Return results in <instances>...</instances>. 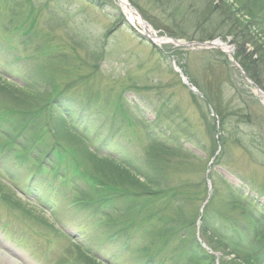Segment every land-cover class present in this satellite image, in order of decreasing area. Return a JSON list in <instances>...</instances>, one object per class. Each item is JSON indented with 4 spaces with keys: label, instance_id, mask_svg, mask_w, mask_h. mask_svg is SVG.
Returning <instances> with one entry per match:
<instances>
[{
    "label": "rangeland",
    "instance_id": "obj_1",
    "mask_svg": "<svg viewBox=\"0 0 264 264\" xmlns=\"http://www.w3.org/2000/svg\"><path fill=\"white\" fill-rule=\"evenodd\" d=\"M209 1L128 0L150 24L153 34L182 42L200 41L205 34L199 20ZM221 1L225 0L215 3ZM251 1L264 18V0ZM212 19L215 26L222 25L216 14ZM28 34L31 41L24 43ZM153 39L129 18L120 0H33L32 4L0 0V77L20 87L36 82L44 90L70 84L62 96L67 103L62 112V108L53 110V120L69 122L66 114L76 112L73 120L93 137L90 147L94 152L114 154L134 167L148 164L146 147L154 140H167L187 151L183 161L163 167L162 194L138 199L126 196L93 211L88 207L93 206L90 201H83L85 207L79 209L71 204L78 197L82 200L93 194L96 186L88 149L69 147L60 154L51 148L55 127L60 128L61 123L47 122V127L41 126L33 136L26 130V140H31L39 158L53 166L45 171L47 175L35 173L33 184H46L42 178L46 181L49 176L65 192L55 189L56 195L44 192V197L27 193L24 188L28 190L26 178L34 175L32 167L15 163L18 148L4 151L1 189L23 205L11 209L0 198V264H82L77 259L79 246L104 264H146L151 254L157 255V264H184L188 255L201 252L184 250V237L195 234L204 241L198 210L211 193L215 192L216 198L209 220L224 238L235 234L221 215L230 214L228 197L234 186L237 192L261 203L263 210L264 103L256 87L228 54L229 62L222 54L205 52L218 48ZM218 39L229 43L222 38L212 41ZM208 64L213 67V87L222 91L230 113L226 129L220 128L217 110L198 84ZM8 101L0 94V132L10 134L22 120L17 114H3L11 105ZM58 156L63 159L59 171ZM242 196L238 193L240 199ZM49 199L50 207H45L42 202ZM131 204H135L129 220L132 223L128 230L120 229L122 234H117L116 228L110 230L106 220L102 222L101 213L116 207L113 217L122 226ZM232 215V221H246L236 212ZM178 220L187 225L179 226L172 237L170 228ZM193 220L194 226L190 224ZM111 234L115 237L110 238ZM206 250L227 262L235 256Z\"/></svg>",
    "mask_w": 264,
    "mask_h": 264
},
{
    "label": "trees",
    "instance_id": "obj_2",
    "mask_svg": "<svg viewBox=\"0 0 264 264\" xmlns=\"http://www.w3.org/2000/svg\"><path fill=\"white\" fill-rule=\"evenodd\" d=\"M216 1L217 0L209 1L208 8L203 14L204 17L202 16L199 20V26L201 25L202 29L205 31V34L200 37V41L214 40L215 38H222L224 41H229V43L235 47L234 56L236 60L250 78L264 90V18L260 15L261 10L257 11L255 8L256 3L251 0H236L235 2L225 0L220 3H215ZM27 2L32 4L33 0H27ZM215 14L219 18V22L222 23L221 26L219 24L215 26L217 22L214 23L215 20L212 19ZM25 40L24 43L30 42L31 36L28 34ZM205 52L210 55L215 53L222 54L226 57V61L229 62L227 56L217 49ZM205 71L206 74L198 81V84L203 86L207 101L215 106L221 125L220 128L226 129L230 114L229 110L226 104L223 103L222 91H216L215 86L213 87V76L210 72L213 71V67L208 64ZM185 74H187V76L190 75L188 72H185ZM69 86L70 84L66 86L57 85L50 90H44L41 85H37V83L34 82L32 86L20 87L16 83L0 77V94L11 100L8 101L11 104L10 107L6 110V113L3 114H17L22 120L20 126H13V130L10 134L0 132V157L3 156L6 158V153L11 150L19 149L20 152L17 158H15V163L18 162V164L23 166L32 167L30 172L34 173V175L27 177L26 182L33 183L34 176L36 175L35 173H38V175L46 174L45 171L52 170L53 166L50 165L49 160L46 162V160L39 158L38 151L32 145L31 140H26V138L28 139L29 137L27 131L29 130L33 136L35 131L41 126L47 127V122L54 121L58 124L61 123L62 126L60 128L58 125L55 127L54 144H52L51 148L57 149V152L60 154H65L69 147L72 149L76 147L79 151L87 148L89 151L88 159L94 168L92 175L96 186L93 188V194L90 196L86 194L81 197L82 200L78 197L71 201L74 207L78 209L84 208L86 201H90L93 203V206H87L92 208L93 211H96V206L107 205L110 200L114 201L126 196H129L131 199L147 198L151 195L162 194L165 190L162 187L165 182V173L162 171L164 170L163 167L167 164H175V160L183 161L182 159L186 158L187 151L181 150L179 145H174L167 140H154L146 147V162H148V164L146 166L144 165V167H134L133 165L115 158V155L111 153L100 154L98 153L99 151L94 152L90 147L93 137H91L88 131H81V128L77 126L73 120V114L76 112L69 111L66 114L70 115L69 122L62 119H57L62 120L61 122L53 120L56 119L52 114L53 110L59 111V109L62 108L60 110V112H62L63 105L67 103L62 96L68 91L70 88ZM86 103L88 102L86 101ZM81 105L86 106L87 104L81 103ZM61 117L65 118L66 116ZM215 129L216 126L213 128V132ZM41 133L43 134L42 131ZM98 136H100V134H98ZM20 139L22 141H19ZM214 145L215 150L217 145L215 139ZM219 158L220 157L217 159ZM29 161H32L33 165H30ZM216 162H218V160ZM62 164L63 159L61 156H58V171L61 169ZM46 177L48 178L46 181L42 178V183L46 184L37 185L40 188L39 191H42V188L48 191L58 188L59 192H65V190L59 188V185L55 183L54 179L49 176ZM27 187H32V184L27 185ZM1 188L0 186V198L3 199L8 206H11V209L17 205H23L17 198L12 197V199H10L7 195L8 192H4ZM233 188L234 189H231L230 187L232 196L230 198L228 197V206L230 209H228V212H230V214L221 213V215L223 220L230 222L235 234L229 238H224L222 235L217 234V229L212 226L209 216L211 212L210 208L216 198H214L215 192L213 191L214 193L206 204L201 217V229L204 233V240L213 250L222 252L223 255L227 253L229 255L232 253L235 254L228 262L221 257V264H264V209L261 211V205L257 203V201L250 197L247 198L243 193L237 192L235 187ZM84 193L85 192H82L81 194ZM238 193L243 195L242 199L238 197ZM91 198H95L96 201H91ZM11 200L14 201L15 204L11 203ZM19 201L21 204H19ZM83 201L84 204H82ZM134 206L135 204H131L129 211L125 212L123 215L124 218L121 221L122 226L121 224H117L118 219L113 217L118 209L116 207L110 208V211L101 213V220L103 223L105 220L107 221L109 225L106 224V226L110 230L116 228L119 231L117 234H122L124 230L120 231V229L128 230V225L132 223L129 220L134 213ZM200 208L201 207H199L198 210V216L200 215ZM235 212L244 216L246 221L240 222L239 219L235 220V218L234 221H232V214ZM32 219L34 218L32 217ZM183 224L187 225L178 220L176 224L170 228V231H173L171 233L172 237L177 231L176 229L179 226H183ZM190 224L192 226L196 225V220H193ZM27 226L30 227L31 225L29 226L27 224ZM184 228L186 229V227ZM114 235L115 234H111L110 238H114ZM184 239L187 240L184 250L187 248L188 250L193 249L195 252L197 250L201 251L198 254L188 255L184 264H216V255L207 251L195 234L191 236L186 235ZM77 254V259L80 258L79 262L82 264H104L96 256L92 255L89 249H85L82 246L78 247ZM156 256V254H151L150 258L146 259V264H157L154 259ZM81 259L83 261H81ZM75 262L77 263L78 261L76 260Z\"/></svg>",
    "mask_w": 264,
    "mask_h": 264
},
{
    "label": "bare ground",
    "instance_id": "obj_3",
    "mask_svg": "<svg viewBox=\"0 0 264 264\" xmlns=\"http://www.w3.org/2000/svg\"><path fill=\"white\" fill-rule=\"evenodd\" d=\"M125 11L127 12V14H129V18L131 20H133V22H137L140 26H142L143 28H145L148 32H150L151 34H153V30L152 27L150 26L149 23L145 22L142 20V18L140 17V15L137 13V11L128 3V0H120ZM156 40L158 42H175L173 39L168 38V37H156ZM182 42V41H181ZM184 45H188V44H184ZM215 46L221 47L222 49H224L226 52L231 53L232 52V47L229 46L228 43L221 41L220 39L216 40L214 43ZM262 99H263V103H264V95H261Z\"/></svg>",
    "mask_w": 264,
    "mask_h": 264
},
{
    "label": "water",
    "instance_id": "obj_4",
    "mask_svg": "<svg viewBox=\"0 0 264 264\" xmlns=\"http://www.w3.org/2000/svg\"><path fill=\"white\" fill-rule=\"evenodd\" d=\"M147 36H149V35H147ZM150 37V36H149ZM196 43H198L199 45H202V44H205V45H210V46H214V42H205V43H203V42H186V43H181V44H196ZM235 60V59H234ZM235 62H236V60H235ZM236 64L238 65V63L236 62ZM239 66V65H238ZM245 74V76L246 77H248V75L246 74V73H244ZM253 84H255L254 82H253ZM256 86H257V84H255ZM257 88H258V90L261 92V93H263V91L261 90V88L259 87V86H257Z\"/></svg>",
    "mask_w": 264,
    "mask_h": 264
}]
</instances>
